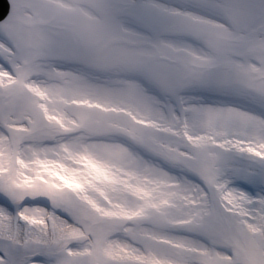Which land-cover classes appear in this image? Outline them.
Returning a JSON list of instances; mask_svg holds the SVG:
<instances>
[{
	"label": "snow or ice",
	"instance_id": "obj_1",
	"mask_svg": "<svg viewBox=\"0 0 264 264\" xmlns=\"http://www.w3.org/2000/svg\"><path fill=\"white\" fill-rule=\"evenodd\" d=\"M0 264H264V0H0Z\"/></svg>",
	"mask_w": 264,
	"mask_h": 264
}]
</instances>
